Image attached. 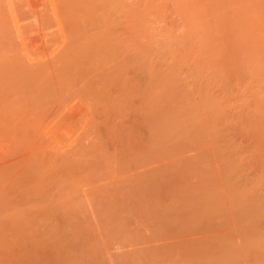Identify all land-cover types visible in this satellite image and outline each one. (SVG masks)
<instances>
[{
    "label": "rangeland",
    "instance_id": "1",
    "mask_svg": "<svg viewBox=\"0 0 264 264\" xmlns=\"http://www.w3.org/2000/svg\"><path fill=\"white\" fill-rule=\"evenodd\" d=\"M223 260L264 263V0H0V264Z\"/></svg>",
    "mask_w": 264,
    "mask_h": 264
},
{
    "label": "bare ground",
    "instance_id": "2",
    "mask_svg": "<svg viewBox=\"0 0 264 264\" xmlns=\"http://www.w3.org/2000/svg\"><path fill=\"white\" fill-rule=\"evenodd\" d=\"M121 55H122V54H121ZM114 57H116V56L114 55ZM129 57H130V56H129ZM130 58L132 59V57H130ZM130 58H129V59H130ZM131 59H130V60H131ZM138 59H140V58H138ZM138 59H135V60L138 61ZM123 60H124V59H123ZM125 60H126V58H125ZM128 61H129V60H127V63H128ZM134 62H135V61H134ZM131 63H132V62H131ZM140 63H141V62H140ZM118 64H119V63H118ZM131 65H133V64H131ZM115 67H116V66H115ZM115 67H114V68H115ZM138 67H139V65H138ZM138 67H137V68H138ZM117 68H118V65H117ZM117 68H115L114 70H116L117 74H118V72H119L118 75H120V72H121V75H123V80H124V79L126 78L125 75H127V74H124V73H125V71L128 72V71H127L128 69H126V66L123 67L122 65H121V67H119V69H117ZM120 68H121V69H120ZM130 69H131V68H130ZM149 69H150V68H149ZM138 70L141 71V69H138ZM138 70H137V71H138ZM131 71H132V70H131ZM133 71H134V70H133ZM133 71H132V72H133ZM135 71H136V70H135ZM129 72H130V71H129ZM141 72H142V71H141ZM123 80H122V81H123ZM125 80H126V79H125ZM125 80L122 82L123 84H127V80H126V83H125ZM151 80H152V79H151ZM155 80H156V79H155ZM155 80H154V81H155ZM115 82H116V81H115ZM151 82H152V81H151ZM117 83H118V82H117ZM154 83H156V81H155ZM125 86L127 87V85H125ZM128 86H129V85H128ZM156 87H157V86H156ZM126 90H127V89H126ZM145 92H146V91H145ZM149 93H150V92H149ZM155 97H156V96H155ZM144 99H146V97H145ZM147 99H148V98H147ZM146 102H147V101H146ZM144 103H145V102H144ZM145 104H146V103H145ZM149 106H151V105H149ZM152 107H153V106H152ZM155 107H157V105H156ZM146 108H148V106H147ZM150 109H151V108H150ZM153 112H154V114H155V110H153ZM152 115H153V114H152ZM156 115H157V111H156ZM157 117H158V116H157ZM149 118H150V117H149ZM156 120H157V119H156ZM154 125H155V122L153 123V126H152V127H154ZM149 126H150V124H149ZM156 126H158L157 123H156L155 127H156ZM152 127H151V129H152ZM157 128H158V127H157ZM152 133H154V136L156 135L155 132H152ZM152 133H151V134H152ZM154 141H155V140H154ZM54 232H55V231H54ZM56 232H57V231H56ZM58 232H59V231H58ZM63 234H64V233H63ZM59 236H61V235H59ZM59 241H60V240H59ZM231 244H232V243H231ZM237 244H238V243H237ZM239 244H241V243H239ZM239 244H238V245H239ZM245 244H246V243H245ZM247 244H248V243H247ZM249 244H250V243H249ZM61 245H62V244H61ZM235 245H236V244H235ZM235 245H234V246H235ZM217 246H218V245H217ZM221 246H222V245H221ZM231 246H232V245H231ZM217 249H218V248H217ZM236 249H237V248H236ZM68 250H69V249H68ZM220 250H221V249H220ZM228 250H230V249H228ZM232 250H233V249H232ZM240 250H241V249H240ZM230 251H231V250H230ZM243 251H244V250H243ZM243 251H242V252H243ZM248 251H249V250H248ZM220 252H221V251H220ZM235 252H236V251H235ZM237 252H239V250H238ZM229 253H230V252H229ZM231 253L233 254V252H231ZM239 253H241V252H239ZM248 253H249V252H248ZM232 254H230V255H232ZM237 254H238V253H237ZM210 255H211V254H210ZM225 255H226V254H225ZM227 255H228V254H227ZM246 255H247V254H246ZM246 255H245V256H246ZM228 256H229V255H228ZM241 256H242V255H240L238 259L236 258L235 261H238V260L240 261V257H241ZM248 256H249V254H248ZM217 257H218V256H217ZM225 257H226V256H225ZM232 257H233V256H232ZM235 257H236V256H234V258H235ZM228 258H231V257H228ZM244 258H246V257H244ZM244 258L241 257L242 260H243ZM224 259H226V258H224ZM245 260H247V259H245ZM223 261H224V260H223ZM231 262L234 263V261H231ZM225 263H226V262L224 261V264H225ZM244 263H245V262H244ZM227 264H228V263H227ZM231 264H232V263H231ZM234 264H235V263H234ZM247 264H248V263H247ZM262 264H264V263H262Z\"/></svg>",
    "mask_w": 264,
    "mask_h": 264
}]
</instances>
